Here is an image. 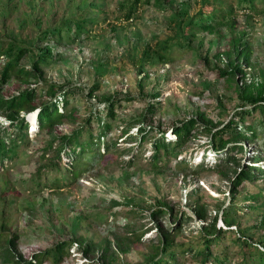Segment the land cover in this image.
<instances>
[{
    "label": "trees",
    "instance_id": "1",
    "mask_svg": "<svg viewBox=\"0 0 264 264\" xmlns=\"http://www.w3.org/2000/svg\"><path fill=\"white\" fill-rule=\"evenodd\" d=\"M86 5L90 13L63 17L54 24L46 25L33 38L0 39V54L5 58L0 63V113L8 120L5 124L0 121V164L15 157L22 146L30 147L42 132L48 137L37 147L39 155L35 161L43 158L46 161L39 163L36 170L37 173L44 171L43 176L48 181H45V185L53 188L60 181L67 184L81 174L85 169L81 165L91 155L96 153V158L100 159L111 153L110 148L116 145L119 136L138 137L140 146L150 138L152 154L148 160L153 169L173 168L182 173L183 178L184 173L190 170L199 173L207 168L217 169L229 181L230 199L227 204L224 199L216 201L211 206L214 212L209 213L206 204L196 197L190 206L195 216L204 222L200 224L196 238L187 240L177 236L192 215L181 209H173L164 200L149 206L148 215L156 220L159 229L158 242L152 244L153 251L145 255V261L141 264H264V166L258 162L264 159V68L260 69L258 76L248 77L246 67L253 65V49L247 29L243 27L247 17L250 18L253 13H264V0H118L115 18L120 22H134L150 6L166 13V21L161 26L165 34L160 35L159 31L154 33L132 54L131 63L137 66L138 72H145L149 66L171 60L176 49H193L201 61L200 74L212 69L216 77L224 76L225 81L233 86L237 99L236 108L226 120L196 109L192 114L169 123L154 117L160 101L152 99L145 102L140 117L131 119L125 127H120L115 120V109L120 102L118 96L115 98L117 91L98 98L99 95L95 93L99 85L97 77L94 83L84 87L74 78L60 79L45 75V66L56 54L54 44L63 39L75 42L82 36L95 34L92 32L99 22L101 8L93 0ZM240 9L242 12H238ZM221 26L231 31L226 48L211 51L210 44L203 47L201 37L198 39L200 47L193 44L199 33L216 32L223 35ZM26 55L32 56L29 63L22 61ZM107 68V64L97 61V72L103 74ZM13 78L17 79L18 85L6 91ZM157 93L151 92L150 95ZM82 97L95 100L93 109L84 114L73 103ZM124 98L131 99L133 96L127 94ZM217 106L219 115L227 111L221 102ZM33 112V122L37 126L34 131H37L32 138L27 132L31 120L25 115ZM67 120L74 123L80 120L81 123L73 124L68 130L58 128ZM134 123H139L136 125V135L128 132L129 126ZM258 125H261L263 133L258 132ZM55 129L57 133H53ZM171 133L173 136H170ZM199 133H205L208 139L200 158L193 164L182 153L187 141ZM258 136L262 138L259 148L251 149L245 156L243 141H253ZM128 150L132 155H139L137 150ZM244 156L246 161L241 162ZM62 157L67 161L64 173L47 175L48 170L52 169L53 172L60 168ZM191 157L193 159L190 154ZM131 162L129 159L126 164ZM36 182L40 183L39 180ZM11 201L8 199V202ZM110 211L114 215L119 213L113 208ZM134 211H137L136 207H130L119 216L124 218ZM220 211L223 225L216 224ZM164 219L165 226L162 224ZM242 220L245 222L241 223ZM10 222L8 215H2L0 256L5 262L41 264L50 261L59 264L72 256V252L77 251L75 248H81L87 255L95 252L94 242H84L83 236H77L75 239H56L49 246L32 250L24 256L16 250L19 227L9 225ZM131 234L134 238L139 237L135 231ZM74 242L77 244L72 249ZM110 248V239L105 238L97 257L103 264L116 259Z\"/></svg>",
    "mask_w": 264,
    "mask_h": 264
},
{
    "label": "rangeland",
    "instance_id": "2",
    "mask_svg": "<svg viewBox=\"0 0 264 264\" xmlns=\"http://www.w3.org/2000/svg\"><path fill=\"white\" fill-rule=\"evenodd\" d=\"M90 1L92 0H0V39L33 38L46 25L54 24L63 17L90 13L87 12L90 8L86 7ZM93 1L98 2L101 8L98 13L99 22L92 32L95 34L82 36L75 42L63 39L54 44L56 54L49 65L45 66L46 77L74 78L76 83L81 82L84 87L94 83L97 77L99 85L95 93L99 95L98 98L113 91L118 93L115 98L118 96L120 102L115 109V120L120 127H125L131 119L140 117L145 102L152 99L160 101L154 117L163 123L188 116L196 109L203 110L214 118L228 119L237 102L233 86L225 81L224 76L216 77L212 69L200 74L201 61L193 49H176L171 60L149 66L145 68V72H138L137 66L132 65L131 57L138 46L158 31L160 35L165 34L161 26L166 21V13L150 6L141 12L139 19L126 23L115 18V4L118 0ZM9 9L11 11L8 13ZM85 10L86 12H82ZM238 12H242V9ZM253 14L250 18L247 17L243 25L253 49V65L246 67L248 77L258 76L260 69L264 68V13ZM220 29L224 32L223 35L216 32L199 33L193 44L200 47L198 39L201 37L203 47L210 44L211 51L226 48L231 31L226 26H221ZM31 58V55H26L22 61L29 63ZM4 60V56L0 54V63ZM97 61L108 66L103 74L97 72ZM16 85L17 79H11L6 91L14 89ZM151 92L158 93L150 95ZM127 94L133 98L125 99ZM94 101L82 97L73 103L84 114L93 109ZM218 102L224 104L227 110L221 115L218 114ZM27 115L28 113L25 116ZM0 121L8 123L1 113ZM67 121L58 128L68 130L73 124L81 123L80 120L75 123ZM137 124L139 123L129 126L128 132L136 135ZM153 124L155 127L156 123ZM36 128L32 121L27 130L32 138ZM258 129V132L263 133L261 125H258ZM55 132L57 133L56 129L53 130ZM46 137L48 135L39 133L30 147L22 146L15 157L0 164V220L2 215H8L11 219L9 225L19 227L16 250L24 256L32 250L49 246L56 239L83 236L84 242L90 240L96 244L94 254L87 255L81 248H75L77 251L59 264H103L97 257L105 238L110 239V251H114L116 257L109 264H141L145 261V255L153 251L152 244L158 242L159 229L156 220L148 215L149 206L164 200L173 209H181L192 215L177 236L187 240L196 238L197 230L204 222L195 216L190 206L196 197L206 204L209 213L214 212L211 206L216 201L224 199L227 204L230 199L229 181L217 169L207 168L199 173H192L190 170L184 173V178L182 173L173 168L153 169L148 160L152 154L151 139L147 138L140 146L138 137L129 138L126 134L117 138L116 145L110 148L111 153L108 155L98 159L95 153L89 160L86 159L84 165H81L85 167L83 172L69 183L60 181L53 188L47 187L44 171L39 170L37 173L36 170L39 163L46 160L43 158L35 161V157L39 155L37 147L43 144ZM207 139L205 133L191 137L182 154H186L195 164ZM261 139L258 136L253 141H243L245 156L251 149L259 148ZM128 149L133 152L137 150L139 155H132ZM102 150L101 143L100 151ZM245 156L241 162L246 161ZM129 159L132 162L126 164ZM258 162L264 166V159ZM66 163L65 157H62L60 168L53 172L50 169L46 174H63ZM8 199L12 201L8 202ZM110 207L119 210V213L112 214ZM130 207H136L137 211L120 218L119 215ZM163 221V226L167 225L166 219ZM244 222L242 220L241 223ZM216 224L223 225L221 211ZM134 231L139 233L138 238L131 234ZM76 244L73 243L72 249ZM90 260L91 262L86 263ZM0 264L17 263L5 262L0 256ZM41 264L54 263L43 261Z\"/></svg>",
    "mask_w": 264,
    "mask_h": 264
},
{
    "label": "bare ground",
    "instance_id": "3",
    "mask_svg": "<svg viewBox=\"0 0 264 264\" xmlns=\"http://www.w3.org/2000/svg\"><path fill=\"white\" fill-rule=\"evenodd\" d=\"M30 115L28 116L30 118L31 121H33V119L35 118V113H29Z\"/></svg>",
    "mask_w": 264,
    "mask_h": 264
},
{
    "label": "clouds",
    "instance_id": "4",
    "mask_svg": "<svg viewBox=\"0 0 264 264\" xmlns=\"http://www.w3.org/2000/svg\"><path fill=\"white\" fill-rule=\"evenodd\" d=\"M28 115H29V113H28ZM28 115H27V116H28ZM5 118H6V117H5ZM31 123H32V121H31Z\"/></svg>",
    "mask_w": 264,
    "mask_h": 264
}]
</instances>
